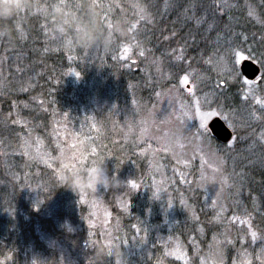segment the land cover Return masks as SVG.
Returning <instances> with one entry per match:
<instances>
[{
	"label": "trees",
	"instance_id": "1",
	"mask_svg": "<svg viewBox=\"0 0 264 264\" xmlns=\"http://www.w3.org/2000/svg\"><path fill=\"white\" fill-rule=\"evenodd\" d=\"M249 2L257 10L264 29V0ZM56 6L61 7L65 16L71 19L72 26L68 36L74 37L81 29H86L92 19L104 35H111V47L106 51L97 46H65L62 43L63 37L54 27L59 19L55 13L61 11ZM106 14L110 16L104 18ZM122 19H130L131 33L126 26L128 22ZM110 21L113 26L111 34L106 27ZM69 22V19L64 20L66 25ZM118 26L121 28L120 32L117 31ZM7 27L9 34L0 37V52L10 58V63L16 62L12 67L18 69L20 77L26 79L27 93L23 96L21 88L17 87L16 95L0 96V259L11 256L18 260V264L26 261L24 251L27 247L44 256L45 264H58L55 244L49 248L42 237L53 243L57 241L58 247L62 246L72 253L74 264H93L92 254L97 248H103V243L97 233L95 244L85 246L84 253L81 252L80 244L85 243L83 240L89 227L84 216L86 210L79 203L82 198L78 197L77 191L73 192L60 184V174L65 175L69 169L64 170L57 165V168L47 171L46 167L27 159L24 166L20 138L26 131L14 127L10 129L2 123L6 116L4 114L10 113L13 102H25L32 94L37 97L39 104L36 102L32 110L28 108L25 113L33 124L44 129L42 138L46 139L45 146L48 147L52 144L47 137L53 119L49 113L52 107L58 108L60 113L67 111L66 113L74 114L76 111L80 112L78 106L83 103L89 116L86 121L94 123V129H98L99 133L91 136L90 132L94 129L88 130L89 140L80 145L79 159L83 155L85 159L82 164L78 160L74 169L87 174L89 169L103 162L110 176H115L122 185L127 184L125 189H128L127 186L132 188L133 184H137L139 171L144 168L142 163L145 160L134 149L136 145L132 138L127 139L121 129L131 120L133 105L150 106L152 99L155 100L154 97L163 87L162 72L164 71L163 75L174 72L168 66L165 67L164 63L176 60V65L193 69L194 81L199 77L202 83L210 82L206 87L218 89L217 87L223 86L220 88L222 90L224 85H220L222 82L216 81L215 77L218 71L221 72L216 63L218 57L221 58L223 51L228 49L229 53L234 54L237 49L231 50V46H241L243 51L248 46L259 49L262 39L260 42L257 39L264 35V31L258 35L251 30L245 16L244 0H29V7L9 20ZM63 31L61 28L60 32ZM244 35L246 40L241 41L242 37L245 38ZM127 43H132L131 57L121 60V52ZM150 58L159 59L160 70L152 67ZM69 73H78L82 78V86L74 85L73 80L68 81ZM12 74L13 70L10 68L6 73L8 79H11ZM227 87H230V83ZM92 96H96L97 109H93V104H87V98ZM234 97L231 89L227 88L224 98L234 101ZM9 142L12 149L19 150L21 155L19 152L15 155L7 153L9 157L5 165L7 159H3V154H6L3 148ZM255 149L258 155L263 156L259 148ZM247 150L244 149L242 155L240 153V159L248 157ZM24 168L31 175L39 174L42 178L38 181L35 176L34 182L30 183L37 189V195L45 198L44 206L33 208V202L28 198L24 199ZM245 172L249 178L243 187L249 188V194L244 195V201L248 206L257 203L260 208L256 211L250 209L249 214L243 213V209L239 215L251 222L252 231L256 235H261L264 233V168L257 170L253 167L245 169ZM113 193L126 195L133 205L131 211L123 216L112 200L109 201V210L120 220L126 236H134L133 229L139 224L141 217L139 208L143 207L145 198L136 194L137 192L128 194L123 189H113L111 186L105 196ZM65 219L68 229L63 222ZM190 228L186 225L175 230V236L189 251L190 247L184 236L191 234ZM201 228L203 232L200 236L204 237V241H200V250L205 251L214 238L215 231L206 223ZM20 232L23 239H20ZM196 234L198 233L195 232V236ZM246 238L251 240L249 235ZM158 246L152 249L153 254L149 257L142 256L136 260V256H130V264H133V258L136 264H182L165 257ZM244 248L250 250L252 245L247 244ZM248 253L249 251L245 252L246 255ZM111 263L107 256L101 260V264ZM249 264L262 263L253 260Z\"/></svg>",
	"mask_w": 264,
	"mask_h": 264
},
{
	"label": "rangeland",
	"instance_id": "2",
	"mask_svg": "<svg viewBox=\"0 0 264 264\" xmlns=\"http://www.w3.org/2000/svg\"><path fill=\"white\" fill-rule=\"evenodd\" d=\"M249 1L244 0L245 16L253 33L257 32L259 35L264 31L263 23ZM107 16L110 14H106L104 18ZM122 20L128 22L126 26L131 33L130 19ZM106 27L109 34L113 33L111 21L107 22ZM120 30L118 26L117 31ZM246 35L241 41L246 40ZM260 36L257 39L259 42L262 39L259 49L251 46L245 51L240 49L241 46L230 48L231 50L236 48V52L245 57L244 59L252 60L261 66V72L254 80L245 79L240 74L239 63L243 59L237 60L235 54L229 53V49L223 51L221 58L219 56L217 60L215 59L218 70L221 71H218L215 77L216 81L222 82L220 85H224L222 90L220 88L223 86L217 87L218 89L213 86L206 87L210 82L202 83L199 77L194 81L193 69L176 65V60H167L164 63L165 67L168 66L174 72L164 75V71L162 72L163 87L154 97L155 100L152 99L150 106L133 105L131 120H128L121 129L127 139L132 138L136 145L134 149L139 157L145 160L142 163L144 168L139 171L136 187L127 186L128 189H125L124 186L127 184L122 185L119 182L111 185L113 189L120 188L128 194L137 192L136 194L145 198L143 207L139 208L141 217L139 224L133 229L134 236H126L120 220L109 210V201L112 200L120 213L123 216L127 215L133 205L129 203L126 195L113 193L106 197V191L109 192L110 186L95 190L82 188L77 193L78 197L82 198L79 203H82L86 210L84 216L89 229L85 237L87 240L84 238L85 243L80 244L81 252L84 253L85 246L95 244V235L98 233L105 250L119 249L125 253L126 264H130V256H136V260L142 256L149 257L153 254L152 249L156 245L163 250L165 257L182 264H249L253 260H259L264 264V233L257 235V239L253 240L251 235L254 232L253 225H250L248 219L239 215L242 212L249 214L250 209L256 211L260 208L257 203L246 205L244 195L249 194L247 192L249 188L243 187L244 182L249 178V175L244 173L245 169L264 168V50L261 51L264 47V35ZM231 37L235 40V37ZM131 48L132 43H127L126 48L121 52V60L131 57ZM150 59L152 67L160 70L159 59ZM15 63L14 61L10 63V58H7L4 52H0V96L16 95L17 87L21 88L23 96L27 93L26 79L20 77V71L12 67ZM10 68L13 74L11 79H8L6 73ZM185 76H188V82L182 83ZM67 80H73L74 85L82 86V78L78 73H69ZM245 81L248 83L246 84ZM228 83L230 87H227ZM227 88L233 92L234 101L224 98ZM87 90L89 91L88 88ZM258 99L261 101L259 104L256 102ZM197 101L200 102V112L206 114L203 122L196 114ZM36 102L38 99L32 94L25 102L22 100L13 102L10 113L1 112L2 115H6L2 120L5 126L26 131L20 138L22 155L19 150H13L9 142L3 148L6 151L3 159L9 157L7 153L15 155L19 152L24 166L25 163L27 164V159L46 167L47 171L58 166L64 170L75 168L78 160H81L80 164H82L85 157L83 155L82 159H79L80 145L89 140L88 130L96 127L94 123L89 124L86 121L89 116L83 103L78 106L80 112L76 111L74 114L72 112L68 114L67 111L60 113L58 108L52 107L49 113L52 114L53 119L50 124V134L47 136L52 144L48 147L45 146L46 139L42 138L44 129H41L40 125L33 124L25 113L28 108L32 110ZM87 104H93V109H97L96 96L88 97ZM208 113L216 114L207 115ZM213 117L221 118L231 130L233 136L227 143L219 142V144L210 134L207 125ZM98 133V129H94L90 135ZM255 147L263 152L261 154L263 156L257 154ZM244 149H248L246 152L248 157L240 159V153L242 155ZM7 162L8 159L5 165ZM62 176L60 174V180ZM202 176L209 178L215 176L216 181L205 183ZM34 178L38 181L42 180L39 174L31 175L25 169L24 199L28 198L33 202V208L36 206L38 208L44 206L46 200L37 195V189L33 184L31 185L30 182H34ZM60 184H64L63 180ZM63 222L68 229L67 220ZM203 223L213 227L215 231L214 238L205 251L200 250V241H204V237L200 236L203 232L201 228ZM186 225L191 227V234L187 233L184 236L190 251L175 236V230ZM195 232L198 233L196 236ZM19 234L20 239H23V234L21 232ZM248 235L251 240L246 238ZM42 238L49 248L55 244L58 264H74L72 253L70 254L62 246L58 247L57 241L53 243L46 237ZM247 244H251L252 249H245L244 246ZM246 251H249L247 255ZM8 257L4 260L0 259V264H18V260ZM107 257L111 260V264H119L117 257L111 255ZM24 259L26 261L20 264L46 263L44 256H40V253L36 254L34 249L28 247L24 251ZM133 260V264H136L134 258Z\"/></svg>",
	"mask_w": 264,
	"mask_h": 264
},
{
	"label": "clouds",
	"instance_id": "3",
	"mask_svg": "<svg viewBox=\"0 0 264 264\" xmlns=\"http://www.w3.org/2000/svg\"><path fill=\"white\" fill-rule=\"evenodd\" d=\"M29 7V0H0V37L7 36V22L15 17L21 10ZM59 7V6H56ZM60 12L55 13L59 18L55 24V30L60 33L62 43L65 46H82V47H101L108 50L113 43L111 35H104L94 20L90 19L88 27L74 37L68 36L69 28L72 26L71 19L66 17L61 7ZM69 19V24H65L64 20ZM63 28L64 31L60 32ZM64 185L73 192L79 191L82 188L98 189L111 186L118 182L115 176H110L106 164L103 162L97 163L94 167L88 170L87 174H81L74 168H69L67 173L62 177ZM93 255V264H101V260L108 255L118 258L119 264H126L125 253L119 249L97 248Z\"/></svg>",
	"mask_w": 264,
	"mask_h": 264
},
{
	"label": "water",
	"instance_id": "4",
	"mask_svg": "<svg viewBox=\"0 0 264 264\" xmlns=\"http://www.w3.org/2000/svg\"><path fill=\"white\" fill-rule=\"evenodd\" d=\"M239 68L242 75L248 80L255 79L259 74V67L249 59L242 60ZM207 127L212 137L221 143H227L233 136L231 130L219 117H213Z\"/></svg>",
	"mask_w": 264,
	"mask_h": 264
},
{
	"label": "snow or ice",
	"instance_id": "5",
	"mask_svg": "<svg viewBox=\"0 0 264 264\" xmlns=\"http://www.w3.org/2000/svg\"><path fill=\"white\" fill-rule=\"evenodd\" d=\"M234 54H235V56L237 57V60H240V59H244V58H245V57L241 56L239 52H235ZM141 55H143V53H141ZM187 82H188V76H185V77L183 78L182 83H187ZM245 83L247 84L248 81H245ZM256 102H257L258 104L261 103V101H260L259 99H258ZM196 114L200 116L202 122H203V120L206 118V114L200 112V102H199V101H197ZM215 114H216V113H208L207 115H215ZM186 115H187V113H186ZM202 180H204L205 183H215L216 178H215V176H213V177H211V178H209V177H205V176H202ZM132 186H133V188L136 187L135 184H133ZM213 203L215 204L216 202L214 201ZM242 223H243V221H242ZM251 235H252V239H253V240H256V239H257V235H256L255 232H252Z\"/></svg>",
	"mask_w": 264,
	"mask_h": 264
},
{
	"label": "flooded vegetation",
	"instance_id": "6",
	"mask_svg": "<svg viewBox=\"0 0 264 264\" xmlns=\"http://www.w3.org/2000/svg\"><path fill=\"white\" fill-rule=\"evenodd\" d=\"M255 63V62H254ZM259 67V74L261 72V66H259L257 63H255ZM254 80V79H253Z\"/></svg>",
	"mask_w": 264,
	"mask_h": 264
}]
</instances>
